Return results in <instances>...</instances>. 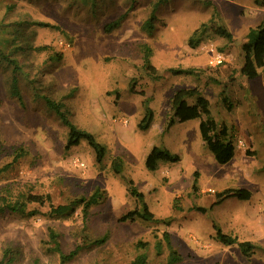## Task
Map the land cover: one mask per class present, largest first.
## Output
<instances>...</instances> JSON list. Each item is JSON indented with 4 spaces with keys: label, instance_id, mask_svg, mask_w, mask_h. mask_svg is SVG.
<instances>
[{
    "label": "rangeland",
    "instance_id": "obj_1",
    "mask_svg": "<svg viewBox=\"0 0 264 264\" xmlns=\"http://www.w3.org/2000/svg\"><path fill=\"white\" fill-rule=\"evenodd\" d=\"M157 1L0 0V52L17 61L23 101L9 96L11 71L0 55V192L12 185L15 196L45 193L54 205L96 189L103 196L87 219L81 207L58 221L0 216V261L9 245L18 252L14 264H60L46 245L53 228L64 253L88 240L69 264H131L141 254L148 264H168L164 232L181 256L177 264H264V71L237 81L241 46L249 29L264 21V0H166L154 31L147 33L142 25ZM121 16L126 17L120 27L106 33L104 26ZM202 25L207 30L191 49L188 42ZM218 27L233 41L215 35ZM146 47L155 75L144 68ZM170 69L191 73L173 76ZM182 89H196L209 101L210 115L203 120L228 127L235 145L231 162L217 163L202 140L200 120L169 127L172 97ZM43 96L64 102L69 120L105 147L101 165L85 141L65 149L68 128ZM146 109L153 121L142 131ZM153 147L180 162L147 171ZM17 149L25 156L1 171ZM116 162L121 174L114 173ZM129 181L158 221H120L137 207ZM226 190H245L251 198L217 197ZM215 228L237 242L222 245ZM103 236L102 246H90ZM244 242L253 245L250 257L241 253Z\"/></svg>",
    "mask_w": 264,
    "mask_h": 264
},
{
    "label": "trees",
    "instance_id": "obj_2",
    "mask_svg": "<svg viewBox=\"0 0 264 264\" xmlns=\"http://www.w3.org/2000/svg\"><path fill=\"white\" fill-rule=\"evenodd\" d=\"M85 2H91V0H84ZM166 4V0H158L152 3L151 13L148 19L143 23L142 29L147 33H152L155 29V23L157 21V12L162 5ZM256 4H259L257 1ZM264 3L262 4V6ZM264 7V6H263ZM126 16H121L119 19L108 23L104 26L106 33H111L118 27L125 19ZM41 27H49L47 24H37ZM201 31L197 30L193 37L189 40L188 46L191 49H195L199 46L204 32L207 30L206 25H202ZM215 35L224 38L227 41H233L232 34L223 27H218L213 30ZM241 50L244 54V62L241 68V74L247 79H255L259 75V70L264 71V21L256 28L249 29L245 41L241 46ZM1 58L6 63L10 74V86L9 96L17 99L19 103H22V97L19 91V78L17 72L19 66L15 59L5 56L0 52ZM151 50L146 47L143 61L144 68L151 75L156 74L155 68L151 64ZM169 73L173 76L190 74V71H183L179 69H170ZM157 79V78H155ZM195 103L190 105L189 99H194ZM43 100L51 111L59 118L63 125L68 128V134L66 139L65 149L68 151L72 147L78 146L81 141H85L94 151L96 162L101 165L106 157V149L103 145L99 144L91 133L84 131L74 125L68 117V113L64 109V102L53 100L47 96H43ZM210 115V104L207 99L202 97L196 89H182L175 92L172 97L171 116L168 121L169 127L175 125V123H185L193 120H200V132L201 137L208 148V150L214 155L216 161L220 165H225L231 162L235 156L234 140L230 135V131L226 125L216 123L212 119L203 120V117ZM153 121V112L151 109H146V113L138 125L142 131H147ZM25 156V152L22 149H17L12 155V162L5 166L1 171H8L15 163ZM178 163L180 159L176 155H172L168 150L160 147H153L148 153L145 159V167L149 172H155L158 170L160 163ZM114 173L121 174L122 167L119 163H114ZM128 191L131 197L137 202V207L121 217V222L143 221L145 223L158 221L155 219L153 213L149 210L148 205L144 201V195L139 192L132 184L131 181L127 183ZM12 185L7 186L0 192V216L11 214L21 218H33L36 216L44 215L52 220H63L72 215L79 207L82 208L84 219H87L89 210L97 206L102 199V191L96 189L89 197L78 198L69 204H52V199L49 194H35L33 192L20 193L15 196L12 192ZM196 189V187H194ZM217 197H236L240 200H250L251 193L240 190L225 192L218 194ZM198 210L203 211L199 208ZM215 239L219 243L225 246L233 245L237 242L236 239L230 236L224 235L220 230H216ZM84 245H87L88 240L83 238ZM163 241L166 243L167 249L170 251L168 255V264H177L181 261V256L172 249L171 236L168 232H164L162 235ZM60 234L57 230L49 228L48 230V251L52 254H56L59 257L60 264H69L83 249V246H76L75 250L64 253L60 244ZM107 241V236L95 239L90 242V246L99 247ZM139 248L145 249L147 244L138 243ZM241 253L244 257H250L252 254L253 245L250 242L240 243ZM157 255L161 254L163 245L161 241L156 244ZM18 252L11 246H7L3 250L2 259L0 264H14L17 261ZM131 264H148V258L146 254L137 256Z\"/></svg>",
    "mask_w": 264,
    "mask_h": 264
},
{
    "label": "crops",
    "instance_id": "obj_3",
    "mask_svg": "<svg viewBox=\"0 0 264 264\" xmlns=\"http://www.w3.org/2000/svg\"><path fill=\"white\" fill-rule=\"evenodd\" d=\"M262 23V20L260 21V23H259V25ZM258 25V26H259ZM257 26V27H258ZM243 62H244V60H243ZM243 62H242V64L239 66V72H240V77L239 78H237L238 80V82H244V79H245V76H243L242 74H241V68H242V66H243ZM262 71L261 70H259V75H260V73H261Z\"/></svg>",
    "mask_w": 264,
    "mask_h": 264
},
{
    "label": "built area",
    "instance_id": "obj_4",
    "mask_svg": "<svg viewBox=\"0 0 264 264\" xmlns=\"http://www.w3.org/2000/svg\"><path fill=\"white\" fill-rule=\"evenodd\" d=\"M218 64H221L222 63V60H221V58H218V62H217Z\"/></svg>",
    "mask_w": 264,
    "mask_h": 264
}]
</instances>
